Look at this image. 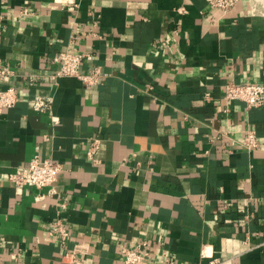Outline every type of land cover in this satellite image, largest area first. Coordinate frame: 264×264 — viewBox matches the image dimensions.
<instances>
[{
    "label": "crops",
    "instance_id": "obj_1",
    "mask_svg": "<svg viewBox=\"0 0 264 264\" xmlns=\"http://www.w3.org/2000/svg\"><path fill=\"white\" fill-rule=\"evenodd\" d=\"M67 49L93 53L81 71L100 67L97 84L52 77ZM5 64L19 100L0 112L1 263L68 264L62 219L85 264L141 245L138 264H264V106L224 91L264 81V0H0ZM35 155L63 164L58 179L19 190L10 174Z\"/></svg>",
    "mask_w": 264,
    "mask_h": 264
},
{
    "label": "built area",
    "instance_id": "obj_2",
    "mask_svg": "<svg viewBox=\"0 0 264 264\" xmlns=\"http://www.w3.org/2000/svg\"><path fill=\"white\" fill-rule=\"evenodd\" d=\"M212 8H218L224 12L234 9L240 0H207ZM178 11L185 13L187 10L184 6L178 8ZM93 53L79 52L67 49L62 51L57 60L60 62V67L52 75L53 78L62 76H77L88 85L92 86L98 83L104 72L100 67H95L89 72H82L81 65L85 60H92ZM15 70L8 64L0 66V112L4 109L13 107L19 100V91L16 86L7 84V80L14 74ZM225 97L229 101H244L249 108L264 106V81H243V82H228L225 85ZM52 106V97L42 94L35 96L34 107L39 110H48ZM100 139L94 137L88 156L95 159V153L100 147ZM258 133L255 128H250L244 139L243 144L248 150H253L258 146ZM63 164L60 161L43 158L35 155L29 163L17 167L11 174L10 179L15 183L16 187L21 190L25 186H35L42 188L47 185L54 184ZM50 234L59 235V242L66 248L62 259L68 264H85L86 257L90 251V246L87 241L75 242L73 246L68 247L70 240V231L66 223L59 219L55 226L50 230ZM148 251L144 246L136 248H127L124 251L125 264L141 263L147 256ZM201 254L206 255L202 250ZM169 263L173 260L167 259ZM230 258H222L219 256H209L205 262L198 264H230ZM0 264H3L0 262Z\"/></svg>",
    "mask_w": 264,
    "mask_h": 264
}]
</instances>
